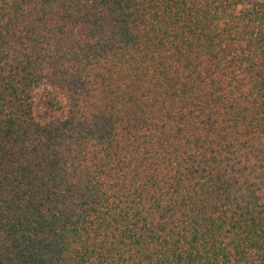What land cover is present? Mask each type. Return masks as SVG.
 <instances>
[{
  "label": "trees",
  "instance_id": "obj_1",
  "mask_svg": "<svg viewBox=\"0 0 264 264\" xmlns=\"http://www.w3.org/2000/svg\"><path fill=\"white\" fill-rule=\"evenodd\" d=\"M0 264H264V0H0Z\"/></svg>",
  "mask_w": 264,
  "mask_h": 264
}]
</instances>
